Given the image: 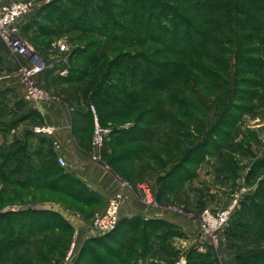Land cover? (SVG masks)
<instances>
[{"label": "rangeland", "instance_id": "rangeland-1", "mask_svg": "<svg viewBox=\"0 0 264 264\" xmlns=\"http://www.w3.org/2000/svg\"><path fill=\"white\" fill-rule=\"evenodd\" d=\"M18 1H27L34 5L29 15L34 18L29 27L20 30L19 35L31 51L38 53L40 64L47 70L29 76L28 62L13 55L2 42L5 46L0 43V89L6 90L7 95L12 94V91L4 89L6 86H16L19 89L20 102L15 108L19 114L26 110L25 103L21 101L26 102L23 93L27 92L29 84L34 89L43 88L44 98H32L34 101L30 102L49 103L56 109L64 110L62 117L71 132L69 143H72L65 148L67 147V152L71 151L70 153L78 155L74 163L68 154V156L60 154L50 133L47 134L50 141L49 149L55 151L54 156L51 153L50 158L57 160L58 157H63L66 166L62 168L69 173H72L71 166L74 164L81 168L90 164L92 168L89 167V171L98 174L89 175L95 180L92 184L96 186L95 188L102 192L111 188L114 183L116 189L109 200L96 192L97 194L85 196L90 200L81 203L59 196L54 192V187L48 186L47 189L38 192L30 191V195L38 198L36 201L26 198L22 203L12 201L0 208L2 212L17 211L26 207L34 210L46 209L61 216L65 221L64 225L61 220L52 217L56 221L51 223L53 228L47 230L46 234L29 237L30 242L18 245L17 253H22L26 247H31L29 248L31 250H27V254H19L17 264H129L127 262L129 260L132 261L131 264L133 262L134 264H236L228 247V232L233 229V222H237L234 214L228 220L218 241L212 242L208 237L209 228L203 222L202 213L205 210L216 212L225 208L233 198H237V211L247 204L248 197L253 196L258 189H264V102L252 111H247L245 106H241L240 110H229L223 117L227 119L226 123L216 128L215 135L206 142L205 146L195 148V142L203 141L205 132L210 126H205L203 130L195 129L193 120L189 118L196 114L195 111L190 110L185 113L186 117L178 118L180 124L185 127L179 146L181 155H184L174 169L173 177L163 178L159 182L157 176H165L169 167L174 166L180 153H168L169 146L166 145L168 141L165 143V140L161 141L165 149L163 154L162 149L159 150V145L153 140L147 145L137 142L139 135H142L141 140L148 139L145 137L146 134H142L139 130L147 126L142 125L134 130L138 126L134 124L133 127L132 120L128 119L109 121L107 125L102 126L107 130L103 137V145L99 149L94 148L92 137L97 117L93 105L89 104L85 108V105L79 101V96L74 94L75 88H70L58 78L59 75H70L68 69L74 66L73 62H70L74 59L72 58L74 51H88L91 43L99 44L105 40V37L101 36L104 35L103 33L99 35L95 29L88 32L74 29L69 21L79 18L83 12L87 13H84V17L88 16L96 5L101 7L99 12L101 14L98 16L102 20L98 23H108L110 29L108 34L111 36L113 33L111 21L104 15L106 11L103 8L107 6L105 0H92V4L88 5L87 0H0L4 6ZM76 3L80 4L76 5ZM177 5L171 2V7ZM4 6L0 3V7ZM59 10H68L69 15L53 14ZM170 17H173L171 12H166L165 18L170 20ZM166 27L171 29L169 25ZM115 33L113 35L117 37L112 39L111 43L117 48L116 50L129 51L128 36L121 30ZM162 37L166 39L165 35ZM116 41H119V44ZM164 41L167 43L166 40ZM62 45L64 49L60 48ZM173 79L174 85L168 91L181 93L184 87L180 83L181 75H174ZM206 94L208 103L213 105L206 103L204 107L213 106L215 110L210 111L207 118L198 117L202 123L208 121V118L213 121L216 117V120L219 115L217 105L222 107L225 103L224 96L215 91ZM35 95H38L37 91ZM212 96L214 98L217 96L219 100L215 98L214 103ZM174 97L181 98L176 95ZM7 111L6 109L1 116V120L5 123H9L16 116ZM173 111L178 112L176 108ZM75 117L79 119L77 121L79 130L73 132L74 135L72 129L76 127ZM42 120L43 124L38 123L40 120L35 118L36 125L33 127V132L36 128L47 125L43 118ZM24 122L10 133L17 134L20 131L17 135L20 134L22 137L21 135L24 134L22 129L26 126ZM12 140L10 136L5 138L0 135V148L5 149L4 147H7L5 143ZM31 143L33 145L35 140L32 139ZM135 148L141 154L136 152ZM159 152L163 158V165L157 164ZM75 189L86 192L81 186H75ZM111 200L114 202L113 216L116 222L109 231L102 232L97 230L96 221L101 220L107 213ZM126 220L129 221L130 227L135 225V228H138L135 232V237L138 239L132 240L122 236L119 226ZM123 237L125 238L121 241ZM140 240L146 243L148 248L143 252L144 258L135 257L134 253L128 256L126 252L127 258L124 259L123 248L125 246H130L133 250L136 248L137 254ZM193 250L199 253L207 252V259L203 262H195ZM37 253L41 254L35 260L34 256Z\"/></svg>", "mask_w": 264, "mask_h": 264}, {"label": "trees", "instance_id": "trees-1", "mask_svg": "<svg viewBox=\"0 0 264 264\" xmlns=\"http://www.w3.org/2000/svg\"><path fill=\"white\" fill-rule=\"evenodd\" d=\"M171 2L178 5L171 7ZM105 3L104 15L111 21L113 33L108 34V23H98L102 20L98 16L101 7L96 5L88 16L84 17L86 12H83L79 18L69 21L74 29L87 32L95 29L97 34L103 33L101 36L105 40L99 44L91 43L88 51H74V59L70 61L74 66L68 69L70 75H59L58 78L75 88L74 94L79 96L85 108L93 105L101 126L120 119L132 120L133 127L134 124L138 126L134 130L145 125L147 128L139 130L148 139L141 140L142 135H139L137 142L147 145L153 140L159 150L162 149V154L165 149L161 141H168V153L180 154L174 166L166 171L168 173L157 178L159 182L163 178L170 179L184 155H181L179 146L185 127L178 118L186 117L185 113L191 110L196 112L189 117L195 129L210 126L203 141L195 142V148L205 146L215 135L216 128L226 123L227 119L223 117L229 110H240L245 106L247 111H252L264 102V0H105ZM86 4H92V0H87ZM166 12H171L173 17L170 20L165 18ZM58 13L59 16L69 15L68 10L53 14ZM33 18L31 16L21 29L29 27ZM117 30L128 36L129 51H117L111 43L117 37L113 35ZM163 35L166 39L161 38ZM177 74L181 75L180 83L184 86L181 93L168 91L172 89L173 77ZM211 91L224 96L225 103L222 107L217 105L219 115L216 120V117L213 121L208 118L202 123L198 117L207 118V114L215 110L213 106L204 107L206 103L213 105L208 103L206 94ZM6 96V91L0 93V135L6 138L20 123L28 122L22 129V137L17 135L20 131L13 133V140L5 143L7 147L0 148V208L12 201L22 203L26 198L36 201L38 198L30 195V191L38 192L48 186L54 187L59 196L81 203L89 201L85 196L96 192L79 177L64 170L56 159L50 158L55 151H50L46 133L32 131L35 118L43 124L39 112L21 101L26 110L17 114L15 108L20 100L9 108ZM215 98L219 100L217 96ZM215 98L212 96L214 103ZM174 108L178 112L173 111ZM6 109L16 115L9 123L1 120ZM77 121L79 119L75 117L76 127L72 133L79 130ZM32 139L35 140L33 145ZM134 150L141 154L138 149ZM157 164L163 165L160 152ZM75 186L84 187L86 192L75 189ZM233 214L237 222H233V229L228 232V247L236 264H264V189H258L248 197L247 204ZM56 215L46 209L30 207L17 211L0 210V264H17L19 254H27L31 248L26 247L25 251L17 253L18 245L30 242L29 237L46 234L53 228L51 223L56 221L52 217L65 225L63 218ZM119 228L122 236L138 239L135 237L138 228L135 225L130 227L129 221H122ZM138 242L137 254L136 248H123L124 259L127 258L126 252L128 256L134 253L135 257L144 258L143 252L148 248L146 243ZM40 254L37 253L34 259ZM192 254L195 262L207 259V252L193 250ZM127 262L132 263L131 260Z\"/></svg>", "mask_w": 264, "mask_h": 264}, {"label": "built area", "instance_id": "built-area-1", "mask_svg": "<svg viewBox=\"0 0 264 264\" xmlns=\"http://www.w3.org/2000/svg\"><path fill=\"white\" fill-rule=\"evenodd\" d=\"M33 6L34 5H32L31 2L18 1L0 8V38L7 45L13 55L28 62L29 69L27 70L29 72V76L44 72L46 69L43 65L40 64L38 53L35 51H31L28 44L19 35L21 27L31 17L29 15ZM60 48L64 49V46L62 45ZM35 91H37L38 95H35ZM26 97H37L39 99H43L44 89H34L30 87L29 84V88L26 92ZM34 131L36 133L50 134L53 131V127L43 126L36 128ZM106 132L107 130L100 124H98V121L95 118L92 137V145L94 148L99 149L102 147L103 137ZM57 161L59 165L66 166V160L63 157H58ZM109 206V210L106 214L103 215L102 219L96 221L97 230H100L102 232L109 231L116 222L113 216L114 202L112 200L110 201ZM237 206V198H233L225 208L217 210L216 212L205 210L202 213L203 222L205 223V226L207 224L209 228L208 237L212 240V242L218 241L220 233L225 229L230 216L236 210Z\"/></svg>", "mask_w": 264, "mask_h": 264}, {"label": "crops", "instance_id": "crops-1", "mask_svg": "<svg viewBox=\"0 0 264 264\" xmlns=\"http://www.w3.org/2000/svg\"><path fill=\"white\" fill-rule=\"evenodd\" d=\"M4 2H7V1H4ZM0 3H1V6H4L3 5L4 3H2V2H0ZM5 6H7V5H5ZM0 8H2V7H0ZM2 42L3 41L0 40L1 45L4 43V42L3 43ZM3 56H4V53H3ZM10 64H12V63H10ZM4 89H10L12 91V94L9 93L5 97V102L8 104L9 108H12L14 106V102L16 100H19L18 99L19 89L16 86H11V85L6 86ZM4 91H6V90L0 89V93L4 92ZM24 96L26 97V92L23 93V97ZM25 100L27 102L28 108L32 107L33 109H35L39 112V114L44 119L45 123L47 124L46 126L53 127L54 130H53L51 135H53L52 138H53L54 143L56 145V150L59 151V153L62 155H65V156L69 155V157L73 160V162L76 161L78 155L74 154L73 152L70 153L71 151L67 152L66 151L67 147L65 148V146H67L69 144L71 145L72 143H69L71 132L69 131L67 124L64 122L65 119L62 117L64 110H62L61 108H58L59 109L58 110V109H56L55 106H51L49 103H37V104H35L33 102H30V101H34L32 98L26 97ZM27 122H28V120L25 121L24 123H27ZM12 135H13V132L7 134L6 138H9V136L11 138ZM89 167L92 168V166L90 164H89V166L87 164V167H83V168H81V166H78L77 164H74L71 166L72 174H74L75 176L79 177L82 181H84L87 184V186L90 187L91 190L101 194V196H103V198H105L106 200H109V198H111V196L115 192L116 184L113 183L111 188H107L101 192L100 190L95 188L96 187L95 185H92V184H94L95 180L90 178L89 175L90 176H96L98 174H95V173L89 171V169H88Z\"/></svg>", "mask_w": 264, "mask_h": 264}]
</instances>
